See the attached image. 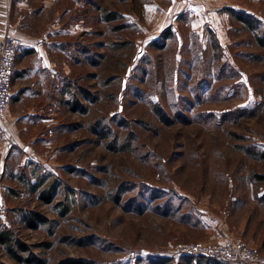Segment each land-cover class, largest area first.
<instances>
[{
  "label": "rangeland",
  "instance_id": "rangeland-1",
  "mask_svg": "<svg viewBox=\"0 0 264 264\" xmlns=\"http://www.w3.org/2000/svg\"><path fill=\"white\" fill-rule=\"evenodd\" d=\"M50 2L71 71L13 98L40 113L4 160L0 264H181L187 243L264 255V0Z\"/></svg>",
  "mask_w": 264,
  "mask_h": 264
},
{
  "label": "crops",
  "instance_id": "crops-1",
  "mask_svg": "<svg viewBox=\"0 0 264 264\" xmlns=\"http://www.w3.org/2000/svg\"><path fill=\"white\" fill-rule=\"evenodd\" d=\"M50 1L0 0V41L10 36L21 42L17 71L11 81V104L0 117V176L6 170L4 160L15 155L17 149L24 152L26 145L19 141L23 135L18 127L22 115L40 113V107L12 108L13 98L39 100L56 93L71 71L68 62L59 60V53L67 51L66 30L57 21L59 13L51 19Z\"/></svg>",
  "mask_w": 264,
  "mask_h": 264
},
{
  "label": "built area",
  "instance_id": "built-area-1",
  "mask_svg": "<svg viewBox=\"0 0 264 264\" xmlns=\"http://www.w3.org/2000/svg\"><path fill=\"white\" fill-rule=\"evenodd\" d=\"M21 42L6 36L0 41V117H3L11 104V81L17 71L16 57ZM177 257L204 256L219 264H264V255L244 243H187L171 249Z\"/></svg>",
  "mask_w": 264,
  "mask_h": 264
},
{
  "label": "trees",
  "instance_id": "trees-1",
  "mask_svg": "<svg viewBox=\"0 0 264 264\" xmlns=\"http://www.w3.org/2000/svg\"><path fill=\"white\" fill-rule=\"evenodd\" d=\"M236 17H238L243 23H247L250 25V22H248V18L247 16H243L242 14H237L235 13ZM51 195V194H50ZM9 233H5V234H0V240L2 242H9L11 241V237L8 235ZM9 240V241H8ZM183 260V261H182ZM182 263L181 264H215L213 263L214 260L213 259H210L211 261L209 260H204V259H198V260H195L193 259L192 257L190 256H185V259H182ZM203 261V262H202ZM213 261V262H212ZM195 262V263H194ZM36 264H40L39 262H34Z\"/></svg>",
  "mask_w": 264,
  "mask_h": 264
}]
</instances>
